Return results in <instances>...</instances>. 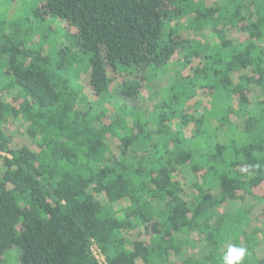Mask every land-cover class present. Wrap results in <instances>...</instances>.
Listing matches in <instances>:
<instances>
[{
    "label": "trees",
    "instance_id": "trees-1",
    "mask_svg": "<svg viewBox=\"0 0 264 264\" xmlns=\"http://www.w3.org/2000/svg\"><path fill=\"white\" fill-rule=\"evenodd\" d=\"M220 1L0 0V261L264 264V0Z\"/></svg>",
    "mask_w": 264,
    "mask_h": 264
},
{
    "label": "rangeland",
    "instance_id": "rangeland-1",
    "mask_svg": "<svg viewBox=\"0 0 264 264\" xmlns=\"http://www.w3.org/2000/svg\"><path fill=\"white\" fill-rule=\"evenodd\" d=\"M34 0H27L26 5H30L31 2H33ZM240 1V0H239ZM238 2V0H234L233 2L230 3V5H227L226 2L224 1H220L217 4L220 5V12L224 13L226 11H230L234 6V4ZM185 37H189L191 36V32L187 31L184 33ZM204 37V36H203ZM175 68L171 67L170 70L168 71L167 74H165L164 76L160 77L157 81L152 82L150 84V90H146L144 92L145 96L150 100L148 102L149 106L155 102H157L158 100V96L154 93L156 92V90L162 86H165L167 83H169L170 81H172L174 79V77L172 76L175 72ZM171 73V74H170ZM189 71L187 69L182 71V75H188ZM168 75H170L169 77H167ZM87 89V88H86ZM150 91V92H149ZM202 98L204 99V97L202 96ZM18 255H19V250L11 247L10 249H8L5 254L3 255V262L2 260L0 261V264H19L18 263Z\"/></svg>",
    "mask_w": 264,
    "mask_h": 264
},
{
    "label": "clouds",
    "instance_id": "clouds-1",
    "mask_svg": "<svg viewBox=\"0 0 264 264\" xmlns=\"http://www.w3.org/2000/svg\"><path fill=\"white\" fill-rule=\"evenodd\" d=\"M248 250L243 246L230 244L222 259V264H244Z\"/></svg>",
    "mask_w": 264,
    "mask_h": 264
},
{
    "label": "built area",
    "instance_id": "built-area-1",
    "mask_svg": "<svg viewBox=\"0 0 264 264\" xmlns=\"http://www.w3.org/2000/svg\"><path fill=\"white\" fill-rule=\"evenodd\" d=\"M93 254H94L95 258L97 259V261L99 262V264H107L105 259L94 248H93Z\"/></svg>",
    "mask_w": 264,
    "mask_h": 264
}]
</instances>
